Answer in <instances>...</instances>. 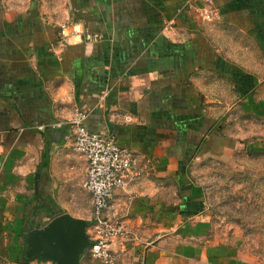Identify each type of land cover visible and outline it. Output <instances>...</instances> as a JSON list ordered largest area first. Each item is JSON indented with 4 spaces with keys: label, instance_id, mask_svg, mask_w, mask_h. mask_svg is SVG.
Masks as SVG:
<instances>
[{
    "label": "crops",
    "instance_id": "obj_1",
    "mask_svg": "<svg viewBox=\"0 0 264 264\" xmlns=\"http://www.w3.org/2000/svg\"><path fill=\"white\" fill-rule=\"evenodd\" d=\"M77 111L136 157L112 199L117 264H264L196 182L249 138L264 156L241 128L264 123V0H0V264H55L27 260L26 237L59 215L91 231Z\"/></svg>",
    "mask_w": 264,
    "mask_h": 264
},
{
    "label": "rangeland",
    "instance_id": "obj_2",
    "mask_svg": "<svg viewBox=\"0 0 264 264\" xmlns=\"http://www.w3.org/2000/svg\"><path fill=\"white\" fill-rule=\"evenodd\" d=\"M243 121L245 132L264 134L263 122ZM252 141L224 159H214L196 182L218 230L234 237L245 254L264 260V156L254 152Z\"/></svg>",
    "mask_w": 264,
    "mask_h": 264
},
{
    "label": "built area",
    "instance_id": "obj_3",
    "mask_svg": "<svg viewBox=\"0 0 264 264\" xmlns=\"http://www.w3.org/2000/svg\"><path fill=\"white\" fill-rule=\"evenodd\" d=\"M105 96L101 98V104ZM89 112L77 111L71 120L73 148L88 163L85 188L93 200V220L88 236L89 257L102 264H117L112 251L113 241L127 234L120 219L113 216L112 199L116 191L126 188L132 180L136 157L120 146L113 137L88 130L84 121Z\"/></svg>",
    "mask_w": 264,
    "mask_h": 264
},
{
    "label": "water",
    "instance_id": "obj_4",
    "mask_svg": "<svg viewBox=\"0 0 264 264\" xmlns=\"http://www.w3.org/2000/svg\"><path fill=\"white\" fill-rule=\"evenodd\" d=\"M87 229V221L70 214L59 215L44 228L27 234L25 258L55 264H81L82 257L91 246Z\"/></svg>",
    "mask_w": 264,
    "mask_h": 264
},
{
    "label": "trees",
    "instance_id": "obj_5",
    "mask_svg": "<svg viewBox=\"0 0 264 264\" xmlns=\"http://www.w3.org/2000/svg\"><path fill=\"white\" fill-rule=\"evenodd\" d=\"M44 166H46V163L44 162ZM90 225V223H88V226ZM27 238V237H26ZM26 248H27V245H26Z\"/></svg>",
    "mask_w": 264,
    "mask_h": 264
}]
</instances>
